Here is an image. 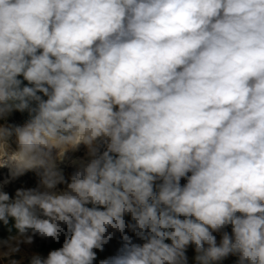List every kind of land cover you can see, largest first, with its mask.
<instances>
[{
	"label": "clouds",
	"instance_id": "1",
	"mask_svg": "<svg viewBox=\"0 0 264 264\" xmlns=\"http://www.w3.org/2000/svg\"><path fill=\"white\" fill-rule=\"evenodd\" d=\"M0 168L39 177L0 190V255L93 264L127 229L99 264H264V0H0Z\"/></svg>",
	"mask_w": 264,
	"mask_h": 264
},
{
	"label": "rangeland",
	"instance_id": "2",
	"mask_svg": "<svg viewBox=\"0 0 264 264\" xmlns=\"http://www.w3.org/2000/svg\"><path fill=\"white\" fill-rule=\"evenodd\" d=\"M8 123L10 125H14V126H20L21 124H23L18 120L17 116L14 113H12L9 116ZM14 140H15V137L13 136L12 137L13 143H14ZM14 145H15V143H14ZM84 150H85V148H83V151ZM80 154H81L82 158L85 159V161H87V162L91 159V157L88 158L86 156L87 155L86 152L81 151ZM7 173H8V170L6 168H0V181L5 178V175ZM63 175L65 176L66 180H70L71 175H68L66 173H63ZM19 178H23V181L21 183L22 189H29L30 182L34 179H36V187L38 186L37 183H38L39 177L37 176V174L35 172L29 171V172L25 173L24 175L19 176L16 179L12 180L11 182H14ZM11 182L4 184L3 187L8 186ZM184 183H186V180L182 179L181 184L183 185ZM65 185L66 184H60L61 187H64ZM125 219L130 220L131 218L125 217ZM225 231H228L229 234L231 235V227L230 226L227 227L225 229ZM124 234L128 235L130 238H133V235L135 233L128 231L126 229ZM124 234L115 233L113 235L112 239H110L109 242L104 245V248H106L110 252L109 253L110 256H113L114 253L119 251V249L122 247V244H123L122 235H124ZM213 235L216 237L217 244L219 245L221 238H222L221 233H213ZM1 241H3V240H1ZM165 242L170 243V241H165ZM20 249L21 250L19 253H15V254H11V255H0V264H10L11 260H17L20 262V264H30L31 258L33 255L38 254L43 258V257H47L48 253L50 252L49 251L45 254L42 251H40V249L38 247V242L36 241V238L34 239V242L31 245L21 244ZM4 252H7V247L6 246H0V253H4ZM106 255H108V252ZM186 256L188 257V264H198V262L195 260L196 252H195V245L194 244L190 243L187 246ZM106 258H108V257H106ZM237 259H238V257L236 255L229 254L226 258H223L220 261H209V264H236Z\"/></svg>",
	"mask_w": 264,
	"mask_h": 264
},
{
	"label": "trees",
	"instance_id": "3",
	"mask_svg": "<svg viewBox=\"0 0 264 264\" xmlns=\"http://www.w3.org/2000/svg\"><path fill=\"white\" fill-rule=\"evenodd\" d=\"M20 79H23L22 77H20ZM24 84H27V81H24ZM39 95L43 96L42 93H38ZM44 99H47V97H43ZM34 106V105H33ZM13 113L17 116L18 120L21 123H26L27 120L30 118L29 116V112L27 110L20 112V111H13ZM104 149L102 148L101 151H103ZM22 181L23 178H19L14 182H11L8 186L3 187L0 190H3L5 192H7L10 197L14 198L15 196V192L20 188L22 189ZM30 188H36V179L32 180L30 182ZM130 218V216H128ZM14 224V221L10 218L9 220V224L8 225H4L2 221H0V241L1 240H6L8 239V237L10 235H15L16 234V229L13 227L12 228V232H9V228L12 227V225ZM36 241L38 242V247L40 249V251H42L43 253H47L51 250H57L59 248L62 247L65 236L64 234L61 235L60 240L59 241H55L52 239H42L39 236H35ZM43 258H47V257H43Z\"/></svg>",
	"mask_w": 264,
	"mask_h": 264
},
{
	"label": "bare ground",
	"instance_id": "4",
	"mask_svg": "<svg viewBox=\"0 0 264 264\" xmlns=\"http://www.w3.org/2000/svg\"><path fill=\"white\" fill-rule=\"evenodd\" d=\"M25 123L21 124L20 126H23ZM12 147L14 148L15 145L14 143H12ZM83 148H85V150L83 151ZM81 151L82 152H86L87 153V157L90 158L89 154H88V149L86 146L84 145H80L78 149L76 150H70L66 153V156H65V159L63 160L62 163H59V168L60 170L62 171V173H66L68 175H71L82 163H86L87 161H85V159L82 158L81 156ZM87 159V158H86ZM7 169V168H6ZM8 170V173L5 175V178L2 179L0 181V189L3 188V185L6 184L5 181H9L11 182L12 179L10 177V173H9V169ZM16 179V178H15ZM7 182V183H9ZM38 183H39V180H38ZM37 183V185H38ZM66 185L64 187H61L60 185H57V191H64L66 189Z\"/></svg>",
	"mask_w": 264,
	"mask_h": 264
},
{
	"label": "crops",
	"instance_id": "5",
	"mask_svg": "<svg viewBox=\"0 0 264 264\" xmlns=\"http://www.w3.org/2000/svg\"><path fill=\"white\" fill-rule=\"evenodd\" d=\"M94 251L96 252V260L94 261L93 264H99V261L102 260V258L105 259L106 257H110L109 255L110 252L106 248H103V251L98 250V249H94ZM107 252H108V255H106Z\"/></svg>",
	"mask_w": 264,
	"mask_h": 264
},
{
	"label": "built area",
	"instance_id": "6",
	"mask_svg": "<svg viewBox=\"0 0 264 264\" xmlns=\"http://www.w3.org/2000/svg\"><path fill=\"white\" fill-rule=\"evenodd\" d=\"M131 240L133 243H138V244H142L145 242V241L141 240L136 234L133 235V238H131ZM117 253H118V251L115 252L114 255H116Z\"/></svg>",
	"mask_w": 264,
	"mask_h": 264
}]
</instances>
